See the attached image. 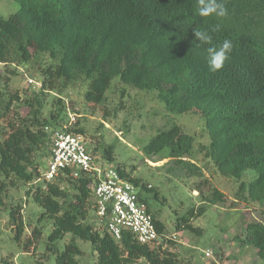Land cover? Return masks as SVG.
I'll use <instances>...</instances> for the list:
<instances>
[{
	"label": "trees",
	"instance_id": "16d2710c",
	"mask_svg": "<svg viewBox=\"0 0 264 264\" xmlns=\"http://www.w3.org/2000/svg\"><path fill=\"white\" fill-rule=\"evenodd\" d=\"M14 1L20 10L8 18L0 16V64L28 65L34 54L49 55L59 64L43 70L42 91L59 89L62 93L85 80L84 100L92 109L105 101L115 78L139 91H156L168 112L203 118L210 142L199 146L200 152L222 176L241 182L239 197L264 206V0H227L228 16L219 20L200 17L197 0ZM216 23L221 29L212 33L213 43L219 45L227 39L233 49L223 68L212 73L207 66L208 45L193 43V31ZM14 101H20L19 97L14 96L1 115L8 128L0 137V209L5 204L8 181L15 178L29 186L27 195L44 211L40 221H52L47 251L56 256V264H79L82 252L76 239L91 243L97 264H134L140 259L148 264H181L174 253L162 251L166 240L151 248L124 231L116 241L106 228L98 231L86 223L88 207L94 208L92 176L72 179L66 171L46 189L43 183L34 184L35 175L29 169L33 167L37 173L38 165L32 157L47 142L51 146V133L46 128H62V112L56 111L50 121L46 120L38 101V108L14 126L8 120ZM56 102L62 105L60 98ZM30 106L33 110L34 105ZM69 131L81 134L80 130ZM194 143L192 136L173 125L153 137L145 153L152 158L168 150L177 170L201 177L202 169L189 159ZM106 153L111 159V150ZM115 169L122 179L140 186V181L120 167ZM249 171L256 177L247 184L243 178ZM205 188L212 189L211 181L202 179L192 191L212 205L225 201V194L215 188L207 201ZM142 189L149 191L145 184ZM139 197L151 212L147 200L141 194ZM20 210L18 205L10 208L13 238L24 253L34 254L43 231L36 227L24 240L26 226ZM153 218L166 237L164 223L155 215ZM181 221L183 230H195L182 218L177 221L179 232ZM66 235L73 237L72 242L59 251L57 243ZM237 240L239 249L253 247L264 262L263 223H247Z\"/></svg>",
	"mask_w": 264,
	"mask_h": 264
},
{
	"label": "rangeland",
	"instance_id": "374dc122",
	"mask_svg": "<svg viewBox=\"0 0 264 264\" xmlns=\"http://www.w3.org/2000/svg\"><path fill=\"white\" fill-rule=\"evenodd\" d=\"M19 10L18 2L0 0V16L8 18ZM58 64L59 60L53 61L49 55L38 54H34L33 62L28 65L0 64V137H3V131L8 128L7 120L1 118V115L14 96L20 99L12 103L9 113L8 120L14 126L19 125L38 108V101L43 105L42 117L46 120L50 121L52 113L62 112L63 127L58 128L60 130L69 124L70 115L75 116L76 123L71 130H80L87 148L99 163L111 168L120 167L131 178L141 182L139 187L134 186L136 191L147 200L152 214L167 229L168 239L164 242L162 251L174 253L181 264H238V261H243L238 252L237 238L243 236L247 223L257 221L264 224V206L239 197L237 192L241 182L222 176L213 162L200 152L199 146L210 142L203 118L194 113L168 112L158 100L156 91L133 89L118 78L112 81L105 101L94 109L85 104L84 93L88 88L85 80L77 81L62 93L59 89L42 91L43 70ZM29 81L34 84L30 85ZM57 98L61 99L62 105H58ZM31 103L34 105L33 110ZM173 125L181 127L185 134L195 139L189 159L202 169L201 177L177 170L168 158V150L152 158L145 153L150 140ZM50 149V143L47 142L32 157L38 165L37 173L33 167L29 169L35 175L36 185L42 184L40 178L46 170ZM107 150H111L109 160ZM255 177V172L249 171L243 181L249 184ZM202 179L211 181L212 189L224 193L225 201L212 205L198 197V193L192 190ZM143 184L148 186L149 191L142 189ZM7 185L5 204L0 209V264H56V256L47 251V239L53 229L52 221H40L44 211L27 195L29 186H24L15 178L8 181ZM212 189H204L207 201L212 198ZM17 205L21 206L20 214L26 226L24 240L36 227L43 231L34 254L24 253L22 246L13 238L10 208ZM182 218L187 219L195 230H183L185 225L181 221L182 231L179 232L177 221ZM86 223L93 224L98 231L104 228L92 206L88 207ZM72 239L71 235H66L60 240L57 243L59 251H63ZM75 241L82 252L78 263L97 264L91 243L79 239ZM208 250L214 253V259L205 256ZM252 251L254 248L246 252L250 259L247 261L251 263L257 259ZM258 262L264 264L260 259ZM134 264L148 263L140 259Z\"/></svg>",
	"mask_w": 264,
	"mask_h": 264
},
{
	"label": "built area",
	"instance_id": "2783aa9c",
	"mask_svg": "<svg viewBox=\"0 0 264 264\" xmlns=\"http://www.w3.org/2000/svg\"><path fill=\"white\" fill-rule=\"evenodd\" d=\"M29 83L34 84L33 81ZM75 123L76 117L70 115L69 124L63 129L46 128L51 133V149L46 170L40 178L43 188L64 176L66 171L72 179L92 176L94 211L109 235L119 241L124 231L131 232L139 244L158 248L168 238L158 231L152 213L140 200L136 188L122 179L115 168L99 163L83 136L69 131ZM205 256L214 259L210 250Z\"/></svg>",
	"mask_w": 264,
	"mask_h": 264
},
{
	"label": "clouds",
	"instance_id": "9594fccd",
	"mask_svg": "<svg viewBox=\"0 0 264 264\" xmlns=\"http://www.w3.org/2000/svg\"><path fill=\"white\" fill-rule=\"evenodd\" d=\"M227 0H197V14L200 17H213L216 19H223L228 16V9L226 7ZM221 25L216 23L208 29L194 30L195 43L197 46L208 45L207 52V66L210 72L216 73L220 71L225 62L230 59L233 49V44L230 40L225 39L221 44L213 43L212 33L219 32ZM198 42V43H197Z\"/></svg>",
	"mask_w": 264,
	"mask_h": 264
},
{
	"label": "crops",
	"instance_id": "0c3cea01",
	"mask_svg": "<svg viewBox=\"0 0 264 264\" xmlns=\"http://www.w3.org/2000/svg\"><path fill=\"white\" fill-rule=\"evenodd\" d=\"M251 248H253V247H251ZM251 248L250 247H246L244 249H239L238 248V252L240 253L241 259H244L243 261H238L237 262L238 264H259V262H258L259 258L257 256V251L255 249H254V251H252V255H255L256 256V258H257L256 260L257 261L256 260H253L252 263H251V261H247V260H250V259L247 257L246 252H248V250L250 252L251 251ZM235 259H236V257H235Z\"/></svg>",
	"mask_w": 264,
	"mask_h": 264
}]
</instances>
